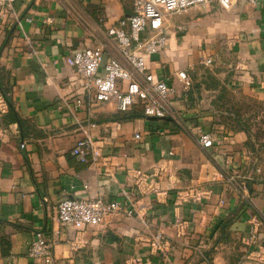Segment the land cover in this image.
Listing matches in <instances>:
<instances>
[{
    "label": "crops",
    "instance_id": "1",
    "mask_svg": "<svg viewBox=\"0 0 264 264\" xmlns=\"http://www.w3.org/2000/svg\"><path fill=\"white\" fill-rule=\"evenodd\" d=\"M130 2L18 0L13 12L0 13V84L22 120L10 114L0 85V264H37L29 256L37 231L53 243L54 264H264V184L254 149L244 129L221 121L218 106L226 90L264 99V1L236 0L232 10L214 1L167 15V46L148 67L178 85L181 71L192 79L168 117H144L137 107L123 113L113 102L77 107L82 80L67 57L100 46L106 30L133 13ZM203 56L214 63L203 65ZM203 132L214 135L212 147L198 145ZM85 135L103 155L120 156L113 175L72 154ZM162 160L176 167L171 182L154 175ZM135 170L170 189L137 192ZM189 188L205 198L178 202ZM122 189L144 204L149 226L128 208L82 230L60 222L63 199L110 201ZM157 231L170 243L168 257L152 246Z\"/></svg>",
    "mask_w": 264,
    "mask_h": 264
},
{
    "label": "built area",
    "instance_id": "2",
    "mask_svg": "<svg viewBox=\"0 0 264 264\" xmlns=\"http://www.w3.org/2000/svg\"><path fill=\"white\" fill-rule=\"evenodd\" d=\"M18 0H0V13L14 11ZM218 1L225 10H232L236 0H135L132 14L119 19L117 24L105 32L104 42L97 47H83L73 50L67 57L68 63L75 69L82 80L83 98H78L77 107L113 102L120 112H129L137 107L147 117L166 118L173 112V99L181 88L189 89L192 85L190 75L181 71L178 73L180 85L171 83L168 78L161 77L148 67V60L162 52L168 43V36L163 30L166 17L173 12ZM251 4L264 0H247ZM179 30H184L183 26ZM148 32V35H144ZM109 54L108 61L104 60ZM201 63L211 66L214 59L203 56ZM128 82L127 89L124 88ZM77 129L85 132L87 124L77 120ZM140 138V135H136ZM212 132H203L197 138L202 148L214 145ZM72 154L86 164H101L104 172L113 175L121 167L119 155L105 156L99 141L90 135L77 140ZM154 175H165L168 181L177 175L176 167L169 161L162 160L154 167ZM137 192L166 194L169 186L160 185L150 174L135 170ZM149 182V184L147 183ZM88 187V186H86ZM206 191L189 188L180 190L177 201H201ZM128 208L145 226H149L148 212L144 204L133 200L131 193L122 189L119 199L107 201L102 197L87 199L71 196L58 204V217L65 226L82 230L87 226H98L107 221L114 213ZM181 230L188 231L189 222L177 220ZM153 248L165 254L170 243L161 231L152 234ZM29 256L37 264H54L53 243L41 231L35 233Z\"/></svg>",
    "mask_w": 264,
    "mask_h": 264
},
{
    "label": "rangeland",
    "instance_id": "3",
    "mask_svg": "<svg viewBox=\"0 0 264 264\" xmlns=\"http://www.w3.org/2000/svg\"><path fill=\"white\" fill-rule=\"evenodd\" d=\"M134 3L135 0L130 6L133 11ZM124 83V88L127 89L128 82ZM218 106L222 111L221 121L231 124L233 129L244 128L249 134L247 142L254 149V171L264 184V99L244 94L239 90H226L221 94Z\"/></svg>",
    "mask_w": 264,
    "mask_h": 264
},
{
    "label": "trees",
    "instance_id": "4",
    "mask_svg": "<svg viewBox=\"0 0 264 264\" xmlns=\"http://www.w3.org/2000/svg\"><path fill=\"white\" fill-rule=\"evenodd\" d=\"M0 52H1V49H0ZM0 85H1V88L3 89L4 96H5L6 100H7L8 105H9V112H10V114L14 117V119L16 120V122H18V123L21 124V123H22V120H21V118H20L18 112L16 111L15 106H14L12 100L10 99V97H9L7 91L5 90V88H3L2 83H1ZM139 110H140V109H139ZM124 113H125V112H124ZM139 113H142V111L140 110ZM124 117L126 118V116H124ZM242 129H244V128H242ZM244 130H245V129H244ZM245 131H246V130H245ZM246 132H247V131H246ZM247 143H248V142H247ZM250 146H251V145H250Z\"/></svg>",
    "mask_w": 264,
    "mask_h": 264
},
{
    "label": "water",
    "instance_id": "5",
    "mask_svg": "<svg viewBox=\"0 0 264 264\" xmlns=\"http://www.w3.org/2000/svg\"><path fill=\"white\" fill-rule=\"evenodd\" d=\"M144 117H147V116L144 115ZM149 118L155 119V117H149Z\"/></svg>",
    "mask_w": 264,
    "mask_h": 264
}]
</instances>
